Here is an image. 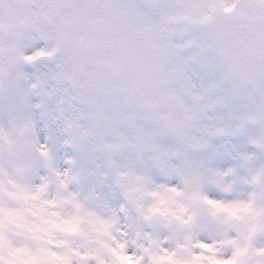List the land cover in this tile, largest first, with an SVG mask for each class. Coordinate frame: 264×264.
Wrapping results in <instances>:
<instances>
[{"label": "clouds", "instance_id": "9594fccd", "mask_svg": "<svg viewBox=\"0 0 264 264\" xmlns=\"http://www.w3.org/2000/svg\"><path fill=\"white\" fill-rule=\"evenodd\" d=\"M0 264H264V0H0Z\"/></svg>", "mask_w": 264, "mask_h": 264}]
</instances>
